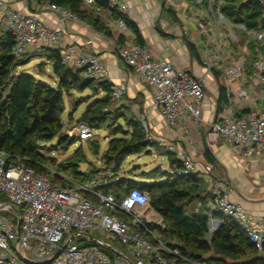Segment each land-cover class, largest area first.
Here are the masks:
<instances>
[{"label":"built area","instance_id":"obj_1","mask_svg":"<svg viewBox=\"0 0 264 264\" xmlns=\"http://www.w3.org/2000/svg\"><path fill=\"white\" fill-rule=\"evenodd\" d=\"M81 1L85 9L92 10L95 6L94 0ZM106 1L109 10L125 16L129 14L125 0ZM188 1L207 2L209 9L213 2L162 0V4L172 7ZM258 3L264 8V0H258ZM45 7L57 17L59 24L79 22L74 14L59 6L45 4ZM94 11L100 12L97 8ZM0 27L13 37L11 55L15 59L21 58L32 47L58 49L61 42L57 27L48 28L40 17L23 15L3 0H0ZM114 29L124 40L123 45L116 48L119 60L150 88L152 107L162 122L171 129L179 128L185 120L201 125L206 98L204 81L184 68L156 58L145 45L129 40V29L124 21L114 22ZM251 33L264 44V32ZM188 34V30L179 31L180 36ZM215 34L216 31L212 37ZM227 46L228 42L224 40L216 46V51ZM221 55L229 62L225 70L226 84L240 79L243 73L241 60H229L231 56L226 52ZM60 58L64 67L72 72L79 70L81 77L107 82L112 102L121 100L126 94V83L110 82L108 70L96 56L79 53L75 47H65L60 50ZM201 63L209 70L213 58L205 53ZM257 68L255 81L264 86V63ZM209 125L212 135L241 152L243 157L264 159V112L235 113L226 109ZM68 135L89 141L94 136V129L86 122H76ZM168 150L175 151L176 159L183 164L182 176H202L211 171L208 166L199 170L189 150H174L169 144ZM10 158L0 149V195L5 199L0 202V264H133L127 255L115 250L113 241L123 247L134 264H220L203 257L195 259L165 246L159 236L165 228L163 222L158 219L150 223L145 218V210L150 206L148 193L131 189L118 199L104 193L102 187L120 179L114 164L106 171L97 170L91 175L85 172L88 178L79 181L54 171L36 173L26 164V158L16 162H11ZM212 208L222 217L236 222L249 242L258 251L262 250L264 237L260 225L241 204L230 199L229 192L213 188ZM150 224L157 229H151ZM102 249L113 253L117 260L112 261ZM56 254L59 255L54 259Z\"/></svg>","mask_w":264,"mask_h":264},{"label":"trees","instance_id":"obj_2","mask_svg":"<svg viewBox=\"0 0 264 264\" xmlns=\"http://www.w3.org/2000/svg\"><path fill=\"white\" fill-rule=\"evenodd\" d=\"M24 1L59 6L70 11L78 20H88L91 27L105 34H107V31H104L105 27L93 16L94 9L110 12L114 20L124 21L129 31L134 34V42L143 45L136 25L125 15L116 10H109L106 0H94L95 6L92 10L85 9L81 0ZM203 3L207 5V2ZM212 5L214 9L218 6L220 15L228 23L242 26L248 32H264V8L259 5L258 0H213ZM123 43L124 40L120 37L118 46H122ZM12 47L13 37L10 32H0V149L11 157V162L26 158V164L36 173H41L46 171L44 158L39 152L41 143L51 142L53 138L58 137L56 145L66 151L75 142L69 145L70 140L67 136L59 135L63 128L60 120L64 112L63 93L73 88L98 90L104 93L100 99L86 108L81 120L77 121L86 122L93 128L95 122L102 123L112 119L107 113L111 104L109 87L105 81L95 82L83 78L79 76V70L72 72L64 67L61 64L60 50L43 48V58L51 63L52 76L57 81L55 87L48 86L32 75L17 71L29 61L22 57L15 59L11 55ZM187 47L191 56L198 59L194 47L190 44H187ZM218 92L217 115L221 113L222 105L227 102L223 86H218ZM126 124L133 131L130 137L113 138L104 154L107 168L114 164V171L120 170L127 157L142 152L148 153L155 147L154 142L146 138L139 122L126 119ZM117 132L123 133V130L118 129ZM166 153L172 173L157 169L153 174L143 175L144 180H152L153 183L120 178L116 183L102 187L104 193L111 194L116 199L131 189L148 193L149 208L159 215L165 227L159 232L161 242L168 248L179 250L183 255H199L220 264H264V242L262 250L258 251L236 222L220 214L218 215L221 216L222 223L211 233L209 241L205 240L209 235V218L206 210L200 208L197 212L191 211L187 214V208L193 202L192 198L201 207L206 202L198 196L205 186L194 174L182 176L180 172L183 164L176 159L173 152ZM203 155L208 163H213L208 151L205 150ZM83 162L85 158L78 149L72 160L57 164L58 171L54 172L57 174H60L59 171L66 172L68 177L85 181L88 173L91 175L97 170H90L87 174L80 172L79 165ZM157 176L164 180H156ZM58 184L63 185L62 182ZM210 199L212 201V198ZM4 201V197L0 195V202ZM124 219L128 221V218ZM150 228L157 229L154 224H150ZM102 251L112 260L111 252L105 249Z\"/></svg>","mask_w":264,"mask_h":264},{"label":"crops","instance_id":"obj_3","mask_svg":"<svg viewBox=\"0 0 264 264\" xmlns=\"http://www.w3.org/2000/svg\"><path fill=\"white\" fill-rule=\"evenodd\" d=\"M3 1L23 15L40 17L48 28L57 27L61 37L57 50L75 47L79 53H89L99 58L109 72V81L125 82L126 97L130 99L139 97L152 123L153 120L155 123L158 122L157 110L152 107L150 88L140 82L134 76L132 69L125 66L117 56L114 35L116 20L108 12L93 14L94 18L105 27L104 31H107L105 34L91 27L88 20L59 24L57 17L46 9V3H28L24 0ZM125 1L129 9L126 17L136 25L143 45L148 47L156 58L171 62L177 68H184L204 81L206 98L203 105V123L196 126L191 121L185 120L179 128L171 129L161 122L165 128L164 141L173 146L174 150L181 148L189 150L199 170H203L205 166L210 167L211 171L208 174L194 175L203 182L209 192L211 188H222L229 192L230 199L241 204L260 225L264 237V159L243 157L241 152L230 148L222 139L212 135L209 125L217 115L219 85L224 87L227 99L219 114L224 113L226 109H231L235 113H242L245 110L264 112V86L255 81L258 68L254 69L255 72L252 74L248 72L250 58H239L242 62V77L226 84L225 70L229 62L227 59L218 62L215 57L216 46L224 40L228 41L229 33L242 26L226 22L219 10L217 12L213 7L209 9L203 2L196 4L188 1L184 5L166 7L163 6L162 0ZM207 11L212 14L217 12L220 22H216L213 16L210 17ZM180 30H188V37L180 36ZM214 31L216 34L212 37ZM128 33L127 36L134 41V34L131 31ZM187 44L194 47L198 59L191 56ZM205 53H209L213 58L209 70L201 63ZM224 61L226 62L223 63ZM261 63L264 62L260 60L258 65L260 66ZM160 127H162L160 131H163V126ZM205 150L211 154L212 164L206 161L203 155ZM200 208L206 210L209 218L208 238L210 239L211 233L222 223V218L213 210L211 199H207L202 207L199 204L195 212ZM150 212L156 215L153 221L148 220L150 223L160 220L159 215L150 208L145 210L146 216ZM209 239L205 238L207 242Z\"/></svg>","mask_w":264,"mask_h":264},{"label":"rangeland","instance_id":"obj_4","mask_svg":"<svg viewBox=\"0 0 264 264\" xmlns=\"http://www.w3.org/2000/svg\"><path fill=\"white\" fill-rule=\"evenodd\" d=\"M212 7L213 5L211 8ZM215 11L218 12V6L216 7ZM217 12L213 13V15L210 11H207V14L210 17L213 16L216 22H220V20H218L220 19V16L217 14ZM96 13L100 14L101 12ZM244 30L245 29L243 27L239 29H233L231 33H229L230 36L227 37L228 46L222 47L221 49L219 48V50L216 51L217 53L215 57L217 58L218 62H221L223 59H226V56L221 55V52H226L230 54V58L232 59L236 58L238 60L239 58H250V70L248 72L252 74L255 72L254 69L259 66V61L262 60V62H264V44L259 43L255 39L253 33H251L258 31L248 32ZM0 32H4L1 27ZM128 34L129 33H127V35ZM114 35L115 42L117 45L120 44V37L115 31ZM127 38L131 40L128 36ZM43 56V48H30L22 56V58L28 60L29 63L19 67L17 71L32 75L42 83L51 87H55L57 81H55L52 76L51 63L45 60ZM225 62L226 61L223 63ZM253 65L254 69L252 68ZM103 95L104 94L98 90H78L76 88L63 93L64 112L60 118L63 128L59 135H67V138L70 140L69 145L72 144V142H75L73 145L69 146L66 151L62 150V148L56 145L58 137L53 138L51 142L41 143L39 152L44 158V166L46 171H58L56 165L61 162L72 160L75 152L78 149L81 150V153L85 158V162L79 165L80 172H90V170L106 171L107 166L104 154L108 148V145L113 138L130 137L129 135L133 131L132 128L126 124V119H130L141 124L146 138L153 141L155 147L148 151V153L142 152L140 154L127 157L118 171L119 177L134 179L137 182L153 183L152 180H144L143 175L153 174L157 169H159L161 172L172 173L169 160L166 157V152L169 150L168 143L164 141L165 139H163L165 128L161 123L162 120L158 115V122L155 123L153 120L152 123L150 120L151 118L149 117L150 115L145 113L143 103L139 97L130 99L124 95L119 101H111V104L107 109V113L112 117V119L102 123H93L94 136L91 140L80 141L76 140V136L68 135V132L73 130L75 123L81 120L80 118L85 112L86 108L90 104L95 103ZM159 124L163 126V131H160L162 127H160ZM118 129L123 130V133L117 132ZM59 173L65 176L68 175V173L62 171H59ZM156 180L163 181L164 179H160V176H157ZM212 189L213 188H211L209 192L207 188L202 187L201 192L198 193L199 199L207 200L212 198ZM191 200L193 202H191L190 206L187 208V214L198 209L199 204L196 202V200L193 198ZM155 217L156 215L150 212L147 214L146 219L153 221ZM206 238L209 239L208 236ZM113 243L115 245V250L127 255L131 263L134 264V260L124 251L123 247L116 241H113ZM113 255H111L113 257L112 260L116 261L117 257L115 255L114 257Z\"/></svg>","mask_w":264,"mask_h":264},{"label":"water","instance_id":"obj_5","mask_svg":"<svg viewBox=\"0 0 264 264\" xmlns=\"http://www.w3.org/2000/svg\"><path fill=\"white\" fill-rule=\"evenodd\" d=\"M111 252H113V253H115L116 254V252L113 250V249H109ZM59 254H56L55 256H54V259L58 256ZM195 259H199L201 256H199V255H196V256H193ZM49 262H45L44 264H48Z\"/></svg>","mask_w":264,"mask_h":264}]
</instances>
